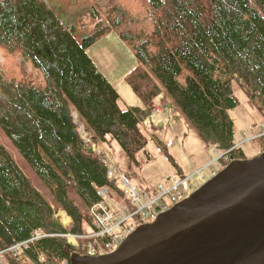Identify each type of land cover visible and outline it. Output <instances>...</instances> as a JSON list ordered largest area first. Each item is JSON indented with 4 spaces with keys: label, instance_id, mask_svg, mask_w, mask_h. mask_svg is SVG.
Returning <instances> with one entry per match:
<instances>
[{
    "label": "trees",
    "instance_id": "obj_1",
    "mask_svg": "<svg viewBox=\"0 0 264 264\" xmlns=\"http://www.w3.org/2000/svg\"><path fill=\"white\" fill-rule=\"evenodd\" d=\"M118 3L91 0L74 16L60 0H0V130L52 197L0 143V252L37 231L47 235L20 257L6 253L7 264H70L81 254L84 240L74 246L61 236L86 234L97 191L116 189L81 127L101 143L113 137L135 164L147 145L144 111L120 108L87 53L112 31L136 58L126 80L144 105L165 95L203 144L231 161L246 159L232 150L229 111L238 106L237 83L264 112V0H141L138 10ZM13 59L17 74L7 71ZM258 142L264 150V138ZM53 206L70 218L67 228Z\"/></svg>",
    "mask_w": 264,
    "mask_h": 264
},
{
    "label": "rangeland",
    "instance_id": "obj_2",
    "mask_svg": "<svg viewBox=\"0 0 264 264\" xmlns=\"http://www.w3.org/2000/svg\"><path fill=\"white\" fill-rule=\"evenodd\" d=\"M90 1L60 0V3L67 9L68 15L81 16L78 12L83 11V14H85L90 6ZM117 1H119V6L129 10H138L141 3V0ZM87 53L97 69L118 93L120 108L124 110L128 106H136L144 111L140 130L147 139V145L144 151L138 154L137 164H135L126 157L113 137L107 136L106 143H101L86 129L81 127L79 132L101 161L108 160L118 173L129 180L130 185L135 187L139 194L146 193L150 198L159 195L158 186L159 184L167 185L166 177L168 175L185 178L192 176L189 182L181 187V191L186 198L209 180L213 175V171L217 173L231 162V159L224 157L225 154L216 150L214 146H207L202 143L175 106L169 100L167 101L165 95L159 96L161 99L157 103L146 106L133 93L126 78L136 67L137 61L132 50L119 38L115 31L95 42L87 50ZM18 69L15 59L8 61L7 71L10 74L19 73ZM243 89L237 83L233 84V92L238 106L229 111V116L235 127L236 148H240L244 152L246 159H251L264 153L258 142L264 136L261 137L255 133L262 129V134H264V112L246 97ZM159 110L162 113L159 114ZM243 132H246L249 137L241 136ZM0 143L10 152L18 167L30 179L32 184L49 202H52V197L47 189L41 184L26 162L19 157L1 130ZM168 143L170 144L167 145ZM165 145L167 148L164 149L163 146ZM235 145L232 150L235 149ZM159 147H162L164 151L160 152ZM166 154L173 160L174 166L168 161ZM218 164L220 165L219 168L217 167ZM190 185H192L191 189H189ZM52 208L55 212L54 217L62 223L64 228H67L71 220L68 218L70 221L67 224L63 222L64 216L62 214L66 215V213L54 206ZM46 236L44 233L37 231L33 235L35 237L33 240L36 241ZM0 262L1 264H7L5 257L0 259Z\"/></svg>",
    "mask_w": 264,
    "mask_h": 264
},
{
    "label": "water",
    "instance_id": "obj_3",
    "mask_svg": "<svg viewBox=\"0 0 264 264\" xmlns=\"http://www.w3.org/2000/svg\"><path fill=\"white\" fill-rule=\"evenodd\" d=\"M70 264H264V153L231 161L112 253Z\"/></svg>",
    "mask_w": 264,
    "mask_h": 264
},
{
    "label": "built area",
    "instance_id": "obj_4",
    "mask_svg": "<svg viewBox=\"0 0 264 264\" xmlns=\"http://www.w3.org/2000/svg\"><path fill=\"white\" fill-rule=\"evenodd\" d=\"M262 132L260 129L255 133L263 137ZM79 135L85 145L92 150L80 132ZM241 136L247 137L248 135L243 132ZM225 160L227 159L225 158ZM103 163L107 169L108 178L114 182L116 189L102 188L97 191L100 200L89 208L90 228L87 234L61 236L74 246L79 245L80 239L84 240L81 255L103 256L115 251L137 227L152 223L161 213L185 199L181 187L192 178V176L185 178L168 175L166 177L167 185L159 184L158 186L160 194L150 198L146 193L139 194L135 187L130 185L129 180L118 173L108 160ZM217 167L219 168L220 165L218 164ZM214 174L216 171H213ZM191 188L192 185L189 186V189ZM151 220L153 221L150 222ZM34 238L32 236L25 242L17 243L9 249L1 251L0 259L4 258L6 253L12 254L13 257H19L24 252V248L33 243ZM61 264L66 263L62 262Z\"/></svg>",
    "mask_w": 264,
    "mask_h": 264
},
{
    "label": "crops",
    "instance_id": "obj_5",
    "mask_svg": "<svg viewBox=\"0 0 264 264\" xmlns=\"http://www.w3.org/2000/svg\"><path fill=\"white\" fill-rule=\"evenodd\" d=\"M111 84V83H110ZM113 87V86H112ZM114 88V87H113ZM161 98L160 97H158V98H156L154 101H153V103H157L158 102V100H160ZM167 101H168V99H167ZM136 107V106H135ZM160 113H162L161 112V110H159V114ZM66 216V215H65ZM68 218V217H67ZM70 221V220H69Z\"/></svg>",
    "mask_w": 264,
    "mask_h": 264
},
{
    "label": "bare ground",
    "instance_id": "obj_6",
    "mask_svg": "<svg viewBox=\"0 0 264 264\" xmlns=\"http://www.w3.org/2000/svg\"><path fill=\"white\" fill-rule=\"evenodd\" d=\"M64 217H63V222L65 223V224H67L68 223V221H69V219L67 218V216L65 217V215L64 214H62Z\"/></svg>",
    "mask_w": 264,
    "mask_h": 264
}]
</instances>
